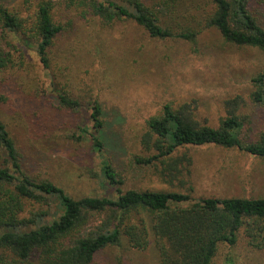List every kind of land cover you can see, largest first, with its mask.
<instances>
[{
	"label": "rangeland",
	"instance_id": "obj_1",
	"mask_svg": "<svg viewBox=\"0 0 264 264\" xmlns=\"http://www.w3.org/2000/svg\"><path fill=\"white\" fill-rule=\"evenodd\" d=\"M42 1L0 0V5L28 16ZM52 1L54 19L64 29L49 52V66L44 67L36 43L28 40L15 41L22 57L6 45L19 62L0 69V119L28 174L52 180L74 198L116 196L102 173L105 159L123 180V191L191 193V186L195 197L264 195V158L236 148L206 144L180 149L174 156L185 152L192 157L191 175L172 181L160 178V163L148 166L136 161L154 153L145 144L146 121L160 114L166 103L188 104L197 119L213 127L235 110L244 123L241 137L256 140L264 130V109L250 94L253 77L264 69L263 51L227 43L211 30H205L197 42L154 38L130 18L106 24L70 0ZM143 1L160 9L158 4L168 0ZM119 3L131 7L128 0ZM182 3L167 23L176 29L197 27L198 22L192 20L195 6H204L206 1ZM64 91L81 101V112L60 105L58 94ZM95 99L104 111L103 155L94 150L89 135L77 137L80 127L91 126L89 107ZM5 166L9 163L0 147V167ZM95 264L161 262L153 240L147 248L137 249L124 237L120 245L100 252ZM215 264H264V249L248 245L242 236L235 246H221Z\"/></svg>",
	"mask_w": 264,
	"mask_h": 264
},
{
	"label": "trees",
	"instance_id": "obj_2",
	"mask_svg": "<svg viewBox=\"0 0 264 264\" xmlns=\"http://www.w3.org/2000/svg\"><path fill=\"white\" fill-rule=\"evenodd\" d=\"M70 1L82 7L83 13L91 10L106 24L130 18L154 38L197 42L205 30H211L227 43L264 52V0H205L204 6H195L192 15L197 27L179 29L166 19L174 18L184 0L160 2V9L143 0H128L131 7L119 0ZM54 7L52 0H44L35 13L24 16L0 5V69L19 62L6 45L22 57L16 42L28 40L36 43L44 67L49 66V52L64 29L54 19ZM201 14L204 19L200 22ZM252 82L250 98L264 109V69ZM58 98L67 110L83 109L81 101L67 91L60 92ZM103 113L101 103L93 100L89 107L91 126L80 127L77 136L89 135L100 155L104 153L100 138ZM146 124L145 144L154 148V153L136 161L163 165L159 173L164 181L191 175L192 157L185 152L174 156L187 146L215 144L264 158V130L256 140L245 141L240 135L244 123L235 110L213 127L197 119L188 104L174 107L166 103ZM0 147L9 163L0 167V264H95L100 252L120 245L124 237L137 249L147 248L153 240L161 264H215L221 246H235L242 236L248 245L264 249V195L195 197L191 186V193L123 191V180L103 159L102 173L107 185L116 189V196L74 198L52 180L38 179L24 170L16 143L1 119Z\"/></svg>",
	"mask_w": 264,
	"mask_h": 264
}]
</instances>
